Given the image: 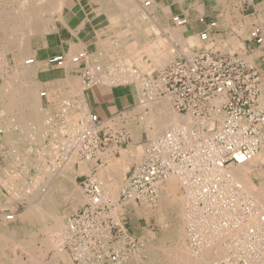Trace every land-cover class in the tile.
<instances>
[{
  "label": "built area",
  "instance_id": "obj_1",
  "mask_svg": "<svg viewBox=\"0 0 264 264\" xmlns=\"http://www.w3.org/2000/svg\"><path fill=\"white\" fill-rule=\"evenodd\" d=\"M150 3L143 4L148 7ZM171 22L179 27L186 19L174 16ZM198 22L203 24L204 18ZM208 30L199 34L201 42L209 41ZM248 43L264 46V26L252 28ZM87 56L80 51L68 59L80 75L82 91L103 84L94 75L101 72L100 67L88 64ZM66 60L59 54L49 57L46 64L63 69ZM124 84L133 85L138 105L166 100L175 113L199 122L191 128H170L147 140L140 162L128 172L116 201L105 194L94 174L83 176L80 183L86 201L66 218L62 234L63 249L72 263L124 264L132 258L142 245L116 216V208L156 205L159 187L174 177L183 193L184 228L193 255L218 242L226 253L213 264H264V215L259 220L256 203L241 194V187L227 174L230 166L246 163L264 147V91L256 69L241 53L222 56L196 51L143 77L139 87L132 81ZM88 117L78 118L77 131L65 134L67 140L60 145L55 164L65 161L64 151H68L79 163L101 165L104 151L117 153L128 144L129 133L114 126L113 120L103 125L93 115ZM229 233L233 238L227 237Z\"/></svg>",
  "mask_w": 264,
  "mask_h": 264
},
{
  "label": "crops",
  "instance_id": "obj_2",
  "mask_svg": "<svg viewBox=\"0 0 264 264\" xmlns=\"http://www.w3.org/2000/svg\"><path fill=\"white\" fill-rule=\"evenodd\" d=\"M145 1L146 0L65 1L63 4L64 6H62L63 10L60 12V29L56 31V36L54 37L59 40L55 55L62 54L66 56V54H69L72 51H83L84 49V51H86L89 55H96L102 48L101 43L111 38L110 35L112 34V32L110 25L136 23L137 21L132 20V12L127 7H129V5H133V7L136 6L137 8H140L143 7V3ZM151 1L153 2L150 3L147 9H150L152 15L157 17L160 22H163L164 25L168 26L170 24L174 29L177 28V31L181 35L180 40L182 41L186 39H195L196 37L199 40V34L204 32L206 29H209V41L201 42L199 40V42L203 44L202 46H205L207 44L215 45L216 41L222 43L226 40H242V38L238 36L237 31L244 29V31L249 34L252 28L256 26H264V0ZM117 6H119V8ZM231 8H234L235 13L229 11ZM125 14H127L128 16H126ZM174 16L186 19V24L179 27L174 26L171 22V18ZM201 17L204 18L203 24L198 22V19ZM210 23H214L215 26L209 28L208 24ZM185 45H187V43ZM193 47L196 48V46ZM67 48H71L72 51L71 49L69 50ZM195 48H192L191 50H195ZM247 48L249 49L248 55L252 56L255 61V66L253 67L259 73L261 79L264 80V46L256 47L249 44L248 46H246V49ZM33 72L36 85L39 87L41 92H44V96L40 99L39 103L41 112L39 114L38 120L33 121L36 123L24 122L27 120V116H25V114L16 115V113H12V115L6 111H4V120H6V127H9L11 125L13 133L24 136L27 131V133L33 135L34 138H29V142L24 140L23 143L17 142L11 145H9V143L0 141V183H16L21 192V188L26 183L30 182L29 177H31L32 175L37 177L36 175H34L36 173V170L33 167V161H30V154L32 155L34 153H38L39 155V153L44 151L43 149L49 150L51 152L52 146L57 145V143L60 141L58 140L59 138L57 137V135H54V132H56L57 134L58 132H61V129L59 127H61L63 122L65 121L64 113L60 112L58 109L61 101L63 102V99H66L72 104L70 110L68 111L69 116L71 114H78L79 112L76 103L78 104V101H80V99L77 95H75L73 90H70L68 85L73 81L75 82L74 77H78L77 73L74 70L67 73L65 69H53L45 65H40L39 67L33 69ZM72 93L74 96H72ZM82 102L87 107L88 114L93 115L101 121H115L124 118L136 108L137 94L135 93L134 87L132 85L122 83H118V85L98 84L82 92ZM9 122L10 125L8 124ZM16 122L17 126H15ZM0 128L2 130L4 129L1 125ZM41 145H43V147L39 148V146ZM49 156L51 157V155H48L47 158H49ZM43 161L41 160V162L39 163L40 168H45V166L49 168L51 166L50 161H46L47 163ZM133 166L135 165L132 164L129 166V171ZM95 171V168H91L89 174L95 173ZM12 172L14 173V175H12L13 177L10 174ZM44 175L41 176L40 174L37 179H39V181L40 179L41 181L51 180L50 185H53V187H55L57 190L61 188L62 190L59 189V191H55L54 195L55 199H57L58 201H62L63 199L57 197V195L61 197L64 196V192L62 191L63 188L65 190L67 189L66 184L68 181L58 175L54 176L53 179L50 175L45 177ZM83 176L85 175L77 176L75 180H80ZM24 205L25 204L23 202H16L11 206V204H5L2 200V197H0V213L2 212V210H7L10 206L14 211L13 222L7 223L6 225H3V228H0V264H29L30 260H33L32 264H35L34 257L36 256H38L36 264H50V262L52 264H68L66 263V259L62 260L64 257L57 255L58 253H56L55 250H53L54 252H49L51 251L49 247L50 243L52 242L42 241V243H40V239L48 240L52 237L51 232L49 233L50 228H47V225H45L44 227H46L45 229H47V231H45V229L43 228V223L41 224L40 222L30 221L26 214L28 205ZM41 228H43L45 232L41 231L43 230ZM134 228L137 229L136 227ZM135 229L133 230L134 232H136ZM35 233L36 235H34ZM44 234L48 235L45 236ZM6 237L8 240L6 239ZM24 239L25 242L23 244L22 241ZM33 240L34 242L29 244ZM11 242L14 243V246H18V242L19 245H21V247L18 246L20 247L19 253L21 255V258H16L14 260L11 259V257L13 256V254L9 252L11 250L10 247H12L13 244H11ZM45 242L46 244H44ZM28 244L30 245L31 249L29 250V253L33 252V258L32 253H28L30 255L28 257L26 255V252H28ZM32 244L35 245L33 246ZM47 244L49 245L47 246ZM36 247L43 249H41V252L40 250L36 251ZM62 247L63 246H61V249L64 250ZM21 250H23L25 254H21ZM2 252H4L5 256L2 255ZM41 256L43 259L41 258ZM51 257L52 260L54 259L53 261L51 260Z\"/></svg>",
  "mask_w": 264,
  "mask_h": 264
},
{
  "label": "bare ground",
  "instance_id": "obj_3",
  "mask_svg": "<svg viewBox=\"0 0 264 264\" xmlns=\"http://www.w3.org/2000/svg\"><path fill=\"white\" fill-rule=\"evenodd\" d=\"M151 2H153V1H151ZM52 3L54 4V6H60V8L62 6H64L63 5V0H24V4L22 6H26V8L23 11L22 10L17 11L18 13L17 12H15L14 14L12 13V15H10V16H9V14L7 16H2V15L0 16V49H2L1 51H3V53H5V51L6 52L9 51L10 53L12 52V55H13V53H15V56L17 57V62H18V65H19V68H18L17 71L14 72V69H13V71L11 72L13 74L11 76L8 75L9 77H7V79L4 82L2 81L4 84L2 86H0V96L2 97V95H4V97H6L5 100L7 102H5V103L3 102V103H4L5 109L7 110L8 113H10V114L16 113V115L25 114V116H27V120L24 121V122L36 123V122H33V121L34 120H38L39 114L41 112L39 103H40V99L43 97L42 95H44V93H42L39 90V87L36 85V83L34 81L33 69H35L36 67H39L40 65L47 66V64H46L47 62H45V61H35V59H34V58H36L35 54L30 51L29 43L27 41V36L24 33H27V31H34V32H40V31L43 32V31H45V29L47 28L48 24L51 22V20L49 19L50 15H49V18L47 16L48 14H50V12L48 14H46L49 11L47 7L51 8V6H53ZM106 5H107V3H106ZM22 6H21V8H22ZM117 7L119 8V6H117ZM17 8H19V7H17ZM127 8L135 15L138 12H139L138 15H141V14L145 15V13H146V11H145L146 8H145L144 4H143V7H140V8L138 7V9H136V6L133 7V5H129V7H127ZM129 10H128V12H129ZM136 10H137V12H136ZM6 11H8V10H6ZM59 13H60V11H59ZM10 14H11V12H10ZM125 15L128 16L127 14H125ZM125 15H124V18H125ZM130 19H131V17H130ZM146 31H148V30H146ZM144 33H145V31H144ZM170 34H173V32L172 33L170 32ZM115 38L118 39L117 36ZM126 38H128V42L125 43V41H123L121 43H122V45L125 48V52L127 50V54L129 56L127 55L126 58L121 60V65L119 66V68L117 66H114L113 68H111V67H109L111 65H109L108 63H104V68H105V70H104L97 63L93 64L94 62H93L92 58L93 59H99V56L101 55L100 52L101 53L103 52L102 48L99 50L100 52L97 53L96 55H92L91 56V55H89L87 53L88 54V56H87L88 64L93 65V66H99L100 69H101L100 73L94 74L95 75V79H101V80L111 79L110 83L113 82V81H117L119 83V82L123 81L124 79H126V81H129V80H132V78H133L135 82L139 81L138 83H136V85L139 87L142 84V80H143L142 76H143V74L145 75V73H150L153 70H160L161 67H163L165 64H167L169 61H171V59L173 57V55L171 54V51L168 50V45L170 44V41L169 42L168 41L165 42L164 40L163 41L162 40H158L157 38H155V39H157L156 41H155V39H153V41H151L149 39L150 36H149V38L148 37H146V38H143V37L136 38V37H134L132 35H129V36H126ZM173 38H174V36H173ZM175 38H177V37H175ZM169 40H170V38H169ZM192 40L189 39L188 41L192 42ZM111 47H112V45H111ZM169 48H171V47H169ZM67 49H69V48H67ZM71 51H72V49H71ZM72 52L74 53V51H72ZM78 52H80V50ZM26 55H28V57H30V59H32L34 61L33 64H27V60H29V59H26V58L23 59ZM171 55H172V57H171ZM103 56H105V55L103 54ZM69 58H70L69 54H66V59L67 60H66L65 65H64V69L66 68V64L70 65V63H68V59ZM3 59H4V57H3ZM21 59H22V61H21ZM118 60L120 61V59H118ZM1 62H3V61H1ZM4 62H5V60H4ZM103 62H104V60H103ZM117 63L120 64V62H117ZM113 65H115V63ZM105 71H108V73L104 74ZM27 78H29V80ZM135 78H136V80H135ZM26 79L29 81V83H28V81H26ZM79 80L80 81H79L78 84L76 83V81L75 82L73 81V82L68 84L70 90H73L75 95H77L78 98L80 99V101L77 100L78 104L76 103L77 108L79 109L78 114H74V115L71 114L69 116V112H68L69 110H66V108L71 107L72 104L69 101H67L66 99H63V100H65L63 102V104H62V101H61L62 109L60 108L61 110H59V111L64 113L65 121L63 122L64 124H62V126L59 127L61 129V132H58V134L56 132H54V135L56 134L57 137L59 138L58 140H60V141L57 143V145H59L57 148L52 146V151H51L52 152V160H55V157L58 155V149H60V147L62 146L63 141L66 140V139H64L65 134L67 136H70L71 134H73L74 131H77L76 129L78 128V125H76V124H77V120L79 118L78 116L80 115L81 119H85V118L88 119L89 118L88 117L89 114L87 112V107L82 102V92L83 91H82V86H81V79L79 78ZM106 83H108V82H106ZM65 84H66V82H65ZM167 103L169 104V102L166 101V100L154 99L153 101H150V102L146 101V103H144L143 105H139V106L137 105L136 106V109L138 108L137 111L141 114V116L137 120L136 119L132 120L131 119L132 117H131L130 120L129 119L127 120L128 122L126 124L127 129L129 131H131L132 136H133L132 137L133 140H132V142H131V144L129 146L130 149H132L134 147V144L138 141L141 131H145L150 138H154V137L158 136L159 134L163 133L164 131H166V130H168L170 128H175V127H178V126H185L187 128H191L193 125H195L196 123L199 122V121H197V119H193V118H190V117H187V116L186 117L177 116V113L175 114L169 109ZM0 104H1V102H0ZM66 106H68V107H66ZM63 107H65V109H63ZM117 121H119V120H117ZM110 124H113V123H110ZM204 125H206V123H204ZM114 126H117V125H114ZM119 128H121V127H119ZM2 132H3V130H2ZM27 134H29V133H27ZM20 136H22V135L19 134V137ZM26 139L27 138H25V140ZM136 144H138V143H136ZM9 145H11V144H9ZM39 148H42V147L39 146ZM263 149H264V147H262L261 150L257 154H255L252 158H250L246 163H244L242 165H237V166H230V168H229V170L227 172V174L229 175V178L231 179V181L233 183H235L236 185H238L239 187H241L240 193L241 194H245L250 200L252 199L256 203V206H257V208L259 209V212H260L259 220L261 218V215H264V180H263L264 179V171L262 170V166H263L262 163H263V160H264V150ZM27 150H28V148H27ZM107 151H111V150H106L102 154L104 159L107 157L106 160L108 162L111 161L109 163L106 162L108 166L105 165L106 166L105 167L106 170H105L104 173H105L107 178L104 177L105 179L104 180L102 179L103 180L102 182L99 181L98 179H97V181L100 183V185L102 184L101 187L105 191V194L109 198H111L112 196L109 195L110 193L108 191L112 192V191H115L116 189L118 190V188H117L118 185H117V182L114 183V181H113L114 184L112 182H106V179H109V180L111 179V181H112L116 176H118V173L120 172V171H118L119 168H123V167L126 168L128 163L130 162V160H132V157L130 155L128 157V159H126L127 154L125 153V154H122L119 159L112 160L111 158L109 159V156H108L109 154H107ZM64 152L67 155V159L65 161H61L60 165L55 164V161L50 162L51 166H53V167L55 166V168L52 170L51 173L48 172L49 175L52 177V179H53L54 176L58 175V176L63 177V179H66L68 181H72L73 178L71 176L73 174L75 175V174L87 173L89 168H94V167H92L93 165L95 167H101V166L104 165V164L103 165L101 164V165L97 166L94 163V161H91L88 164L80 163L79 167H77L75 169L73 166L71 167V164H72V161H74L75 159L77 161V157L75 155H73L72 153L68 154L67 153L68 151L67 152L64 151ZM44 153L46 154V152H44ZM39 154H41V153H39ZM103 157H102V160H103ZM16 158H18V157H16ZM48 159H50V158H48ZM41 160H42V158H41ZM77 163H79V162H77ZM36 164H39V162L38 163L36 162ZM76 165L78 166V164H76ZM41 168H43V167H41ZM39 169H40V167H39ZM255 170H256V172H255ZM99 171H100V169H99ZM258 171L259 172L262 171L263 173L259 174ZM122 172L124 173V171H122ZM44 173L45 172L43 170V171H40L39 174H41V176H42V175H44ZM95 173L97 174V170H96ZM95 173H94V177L96 176ZM11 176H12V174H11ZM121 176H123V175H121ZM97 177H95V178H97ZM10 180H11V178H10ZM22 181H23V179H22ZM50 181L51 180H43V181H41V179L39 181V179H35L34 181H32L30 189L28 187H26V188H28L27 190L30 191V197H31V202L28 204V207L26 209L27 210L26 214H27V217L30 219V221L40 222L41 224L42 223L45 224V222L47 220H52L54 224H53V227L50 228V230L52 229L51 231L54 232V233H58V232L60 233L61 229H62V225H63V216H62V214L59 211L60 204H59L58 200L55 199L54 193H55V191H59V189L60 190H62V189L59 188L57 190L55 187H53V185H50ZM176 181L179 182L176 178L170 177L165 182V185H163V186L161 185L159 187V200L157 201V204H158L157 205L158 206L157 209H159V211L161 210L160 211L161 214L166 208H171L172 205L175 204V202H174V198H175L174 194H175V190H176V188H175L176 187ZM10 184H11L12 188H10V189H7L8 187L7 188L5 187V188L7 189L8 192L9 191L12 192L11 197H15V196L17 197V195H15V193L18 194V191L16 190V188L14 186V185H16V183H10ZM21 190H23V189H21ZM27 192L26 193H24V191H22L21 193L19 192L20 193L19 198L23 199V198L27 197V195H26ZM62 192H64V196L63 197L65 199L72 198V196H73L72 191L70 192L67 189L65 190L63 188ZM115 192H112V193H115ZM114 197H115V195H114ZM182 197H180V198H182ZM83 198H84V201H86V198L85 197H83ZM113 200H115V199H113ZM3 208H4V205H3ZM7 210H9V211H7V212L6 211H2L0 213V228L1 227L3 228V225H6L7 223L13 222V220H14V212L11 211V210H13L12 207L10 206ZM8 214H10V215H8ZM15 214H16V212H15ZM179 214H181V213H179ZM181 215H183V214H181ZM17 216H19V215H17ZM61 216H62V218H61ZM180 217H182V216L179 215V218ZM182 222H184V221L182 220ZM44 226H43V228L45 229L46 227H44ZM48 227H50V226H48ZM43 228H41V229H43ZM64 228H65V225H64ZM44 229L41 230V231H43V232L47 231V229H45V231H44ZM179 229H180V231L175 232L173 237H171V239L173 240L172 248L170 250L167 248L168 250L165 251V253H163V254H166L167 257L168 256L171 257L173 255V257H172L173 259L169 260L173 264H213V263L217 262L218 259H220L221 257H223L225 255L226 252H225L224 247L222 246V244H220L218 242H214L213 244H209L210 247L209 248H205L203 251H199L197 256L193 255L190 252V249L187 248L189 246L188 245L186 246V244H185L184 240L186 238L185 237L186 234H185L184 230H182L181 228H179ZM50 230H49V233H50ZM63 232H62V234H63ZM34 235H36V233ZM46 235H48V234H46ZM230 236L231 235L229 233L227 235V237H230ZM58 237L59 238L61 237L60 239L62 241V235L61 236L59 235ZM151 237H153V236H151ZM231 238H233V236L230 237L229 239H231ZM6 239H7V237H6ZM40 240H41V242L42 241L43 242L46 241L45 239L44 240L40 239ZM48 240H49V242H51L50 239H48ZM58 240L57 241L55 240V241L58 242ZM22 242L24 244L25 239ZM33 242H34V240L32 242H30L29 244H31ZM12 243L13 242H11V244ZM59 243H60V241H59ZM23 244H22V246H23ZM29 244H28V250L26 249L28 251V252H26L27 255L29 253V250H31ZM44 244H46V242ZM48 245L49 244H47V246ZM18 246L21 247V245H19V242H18ZM12 247H15L14 243L12 244ZM12 247H10V248L12 249ZM52 248H55V247H52V244L50 243L49 249H52ZM17 250H19V249L17 248ZM58 250H55V252L58 253L57 255L65 257V255L67 253L65 252V250L60 249L59 245H58ZM32 251H34V250H32ZM4 252H2L3 253L2 255H4ZM11 253H12V251H11ZM31 253H32V258H33V252H30L29 254H31ZM45 254H46V252H45ZM13 256H16V255L14 254ZM28 256H30V255H28ZM43 256H44V254H43ZM66 256H68V258H69L68 254ZM52 257H51V260H52ZM34 258H35L34 262L36 264L37 263L36 261L38 260L37 259L38 256H36ZM41 258H42V256H41ZM14 259H16V257H13V260ZM49 260H48V262H49ZM62 260H64V258ZM130 260L131 259L126 261L124 264H126ZM164 260H166V259H164ZM30 261H29V264H32L33 260H30ZM66 261H70V263L73 264L70 258H69V260L66 259ZM150 262H152V261H150ZM63 263H65V262H63ZM66 263L70 264L69 262H66ZM254 263H255V261H251V264H254ZM39 264H43V263H39ZM50 264H52V263L50 262Z\"/></svg>",
  "mask_w": 264,
  "mask_h": 264
},
{
  "label": "rangeland",
  "instance_id": "obj_4",
  "mask_svg": "<svg viewBox=\"0 0 264 264\" xmlns=\"http://www.w3.org/2000/svg\"><path fill=\"white\" fill-rule=\"evenodd\" d=\"M65 1H67V0H63V4H64ZM23 4H24V0H0V10L1 9L3 10V11L2 10L0 11V13H1L0 16L1 15L2 16H7L8 14L10 16V15H12V13L14 14L17 11H20V10L23 11L26 8V6H22ZM21 6H22V8H21ZM17 7H19V8H17ZM47 8H48L49 11L46 14H48L50 12V14H48L47 16L49 18V15H50L49 19L51 20V22L48 24V26L45 29V31H43V32H41V31L40 32L27 31V33H24L27 36V41L29 43L30 51L35 54V57L37 56L36 58H34L35 61H45L46 62V60L49 57L55 55L56 49L58 47L57 44L59 43V40H57L54 37L56 36V31H58L60 29V25H59L60 22L59 21H60L61 18L59 17L60 16L59 11L61 12L63 10V8L62 7L60 8V6H54V4H53V6H51V8L50 7H47ZM145 8H146L145 9V11H146L145 15H142V14L138 15L139 12L136 15L132 13V15H133L132 20L133 21H137L136 23H132V24L125 23V24L110 25L111 32H112V34L110 35L111 38H109L107 41L102 42L103 44L101 43V47H102L103 52L101 53L99 51L100 54H101L99 56V59H93L92 58V60L94 62L93 64L97 63L104 70H105L104 63H108L109 65H111V66H109L111 68H113L114 66H117L119 68V66L121 65V60L126 58L127 55H128L127 54V50L125 52V48H124V46L122 45L121 42H123V41H125V43L128 42V38H126V36L132 35V36H134L136 38H140V37H143V38L148 37L149 38V36H150L149 39L151 41H153V39H155V38H157L158 40H162V41L164 40L165 42L166 41H168V42L170 41V44L168 45V50L171 51V54L173 55V57L171 55V57H172L171 61H169L167 64H165L163 67H161L160 70H153L150 73H145V75L143 74L142 77H150L152 75H155L158 72L162 71L164 68H166L168 65H170L173 61L181 58L184 55H189V54L191 55V54L195 53L194 51H210V52H214V53H218L219 52L217 55H222V56H228V55H233V54H236V53H241V55L246 59V61L248 62L249 65L255 66L254 58L252 56H249L248 55L249 53L245 52L246 46L249 45V43H248L249 34H247L244 31V29L237 31L238 36L241 37L242 40L241 39L230 40V41L226 40L225 42H222V43L216 41L215 45L207 44L205 46H202L203 44H201L199 42V40L197 39V37H196L193 40L191 39L192 42H189L188 40H186L188 42L187 43L185 40H183V41L180 40L181 39V35L177 31V28L174 29L173 26L170 25V24L168 26L164 25L163 22H160L157 17L152 15V13L150 12V9H147V7H145ZM136 9H138V8L136 7ZM6 10H8V11H6ZM229 11L235 13L234 12V8H231ZM10 12H11V14H10ZM136 12H137V10H136ZM146 30H148L149 32L146 31ZM144 31H145L146 34L144 33ZM170 32L171 33L173 32V34H170ZM116 36H117L118 39L115 38ZM173 36H174V38H173ZM175 37H177V38H175ZM169 38H170V40H169ZM157 39H155V41ZM186 43H187V45H185ZM111 45H112V47H111ZM193 46H196V48L193 47ZM169 47H171V48H169ZM192 48H195V50H191ZM1 50L2 49H0V53H1L0 54V70H1L0 71V74H1L0 75V78H1L0 86H2L4 84L3 82L7 79V77H9V76H11L13 74V73H11L13 71V69H14V72H15L19 68V65H18V62H17V57L15 56V53H13V55H12V52L10 53L9 51L8 52L5 51V53H3V51H1ZM78 51L79 50H76V51H74V53L70 52L69 56H72V55L78 53ZM103 54L104 55L106 54V55L103 56ZM3 57H4V59H3ZM25 58L26 59H30V57H28V55H26L23 59H25ZM118 59H120V61ZM4 60H5L6 63L4 62ZM103 60H104V62H103ZM1 61H3V62H1ZM21 61H22V59H21ZM117 62H120V64L117 63ZM114 63H115V65H113ZM65 70H66L67 73L70 72V71H73V70L75 72L77 71V70H75L73 68V66L67 65V64H66ZM105 72H104V74L108 73V71H105ZM77 76L78 77H74V79H75L76 83L78 84L79 81H80L79 80L80 75L77 74ZM27 79L29 80V78H27ZM27 79H26V81H28ZM104 80H101L100 83H103L105 85L118 84L117 81H113V82L110 83L111 79H108V80L104 79ZM124 80L119 82V83L124 84L126 82H131L132 81V82H134V84H136V83L139 82V81L135 82L133 78H132V80H129V81H126V79H124ZM135 80H136V78H135ZM106 82H108V83H106ZM28 83H29V81H28ZM263 84H264V80H262V85ZM262 89H264V85H263ZM42 93H44V92H42ZM72 96H74L73 93H72ZM2 97L0 96V102H1L0 107L2 108V109L0 108V113H1L0 114V123H1L0 125L3 126V128H4L3 130H5V131L2 133V135H0V141H3L5 143H9V144H14V143H17V142H22L23 143L25 138H27L28 140H29L30 137L34 138L33 135H29L27 133H25L26 135L19 137V134L12 132V128H11L10 122L8 123L10 126L6 127V125H5L6 120H4V115H5L4 111L7 112V110L4 107V103L7 102V101L5 100L6 97H4V95H2ZM159 100H162V99H159ZM63 102H62V104H63ZM62 104L61 103L59 104V106H58L59 110L62 109V107H61ZM168 107L173 113H175L171 109L169 104H168ZM66 110H70V108H66ZM137 110H138V108L137 109L135 108L131 113L126 115L121 120H119V121L115 120L114 124L117 125L118 128L122 127V128H125V130H126L127 129L126 124L128 122L127 121L128 119L130 120V118L132 117L131 118L132 120H135V119L137 120L141 116V114ZM177 116L185 117V116H181V115H178V114H177ZM78 117L80 118L81 116L79 115ZM102 122L104 124V122H106V121H102ZM107 122H108L109 125H111L110 123H113V122H109V121H107ZM11 124H13V123H11ZM15 126H17V122H16ZM127 132L130 135V139H129L130 142H128V144L124 145L121 149H119L117 151V153H114L113 151H107V154H109L108 155L109 159L111 158L112 160L119 159L121 157V155L125 154V153L127 154L126 159H128V157L130 155L132 157V160H130V162L128 163L126 168H124V167L123 168H119L118 167L119 168L118 171H120L118 173V176H116L112 181H111V179L110 180L106 179V182H112V183H113V181H114V183L117 182L118 190L116 189L115 190L116 192L112 191V192H115V193H112V192L108 191L110 193L109 195L112 196V197L110 196L111 197L110 199L111 200L115 199L114 201H116L118 199V197H119L120 191H121L122 186H123L124 181H125V178H126L128 172H129V166L131 164L137 165L138 162H140L141 157H142V153H143V149H144V144L146 143L147 140L152 139V138H150L147 135V133L145 131H141L140 135H139V139L136 142L138 144L135 143L136 145L134 144V147L132 149H130L129 146H130V144H131V142L133 140V138H132L133 136H132L131 131L128 130ZM27 139H26V141L28 142ZM58 146L59 145H56L54 147L57 148ZM40 147H43V145H41ZM43 150L44 151L41 152V155L39 154L41 157L38 154H36V153H34L32 155L30 154V157H31L30 161L31 162L33 161V166H34V168L36 170L35 174H36L37 177L40 176L39 172L43 171V170L45 172L44 174H47V175H44V177L45 176H49V173H51L52 170L55 168V166L54 167L50 166L49 168L45 167V169H44V167H43V168H40L41 170L39 169V164H36V162L40 163L41 162V158H42V161L43 160L45 161V163H47L46 161H50V162L54 161V160H52V152H50L49 150H46V149H43ZM44 152H46V154ZM48 155H51V157L49 156L50 159L47 158ZM106 158L104 159V157H103V160H102L103 161L102 165L104 164L103 166H101V167H95L94 165L92 166V167L95 168V170H97V174L95 173L96 174L95 177H97V176L98 177L96 179H98L101 182L105 179L104 177H106V175L104 173L105 170H106L105 167L108 166L107 163H106V162H108L106 160ZM75 161H76V159L74 161H72L71 167L73 166L76 169L77 167H79L80 163H77L78 161H76V162ZM109 162H111V161H109ZM76 164H78V166ZM262 164H263L262 170L264 171V160H263ZM98 168L100 169V171H99ZM90 169L91 168L88 169L87 173H81V174H75V175L73 174L71 176L73 178V180H72L73 182L67 180L68 182L66 184V186H67L66 188H67L68 191H70V192L72 191V193H73L72 198L65 199L64 197H61V196L57 195V197H60V198L63 199V200L61 199L62 201H58L61 204L59 211H60V213L63 216V225H62V229L63 230L61 229L60 233L59 232L58 233H54V232L51 231L52 229L50 230V232L52 234V237L50 238V241L52 242L51 243L52 247H55V248H52L51 251H49V252H54L53 250H58V245H59V248L61 249V246H63V245L61 244L62 243V241L60 239L61 237L59 238L58 236L59 235L61 236L62 232L64 231V225H65V221H66L65 218H67L69 215H71L74 212H76L85 203L84 198H83L84 197V191H83V188H82L81 183H80L82 181L83 177L80 180H75V178L77 176H80V175H85V174L89 175ZM121 170L124 171V173ZM259 171H258L259 174L263 173L262 171L261 172H259ZM255 172H256V170H255ZM11 174L13 175L14 173L12 172ZM90 174H94V173H90ZM121 175H123V176H121ZM37 177H35L33 175L31 177H29V180L31 179L30 183H26L21 188V189H23L22 191H24V193H26L28 191L27 190L28 188L30 189L32 181L37 179ZM14 186H15L16 190L18 191V194L15 193V195H17L18 198L16 196L15 197H11L12 192H10V191L8 192L7 191V189L12 188L10 183H0V197H2V200L4 201L5 204H9V205L11 204V206H12L16 202H23L25 204L24 206H27L31 202L30 191L27 192V194H26L27 197L21 199V198H19V195H20L19 192H21V191H19L20 188L18 187L17 184L14 185ZM5 187L6 188L8 187V188L6 189ZM26 187H28V188H26ZM175 188H176L175 194H174V197H175L174 198V202H175V204L172 205L171 208H166L162 212V214L160 212L161 210L159 211V209H157V207H158L157 203H156V205H154L152 207L127 206V207H124L123 209L116 208V210H115L116 216L119 219H121V221L123 220V222H126V226H128L131 229V231H132V235L134 237L138 238L140 240V242H141V245H142V247L138 250L139 252L138 251L136 252V254L138 256L135 254V256L130 258L131 260L129 262H127L126 264H173L172 262L169 261L170 259H173L172 258L173 255L171 257H169V256L167 257L166 254H163V253H165V251H167L168 249L170 250L172 248L173 240L171 239V237H173L175 232L180 231L179 228H181L185 232V228H184V225H183L184 222H182L183 215H181V214H183V212H182L183 211L182 210L183 209V207H182L183 206V204H182L183 201H182V198H180V197L183 196V193H182V189L180 188V185H179V183L177 181H176V187ZM114 195H115V197H114ZM71 207L72 208L74 207V208L72 209ZM2 211H9V210H2ZM11 211H13V210H11ZM179 213H181V214H179ZM8 215H10V214H8ZM179 215L182 216V217L179 218ZM62 216H61V218H62ZM53 224L54 223H53L52 220H47L45 222V224H43V226L47 225V227L50 226L48 228H52ZM134 227H136L138 230L135 229ZM134 229L136 230V232L133 231ZM151 236H153V237H151ZM185 237L186 238H185L184 241H185V244L187 246L188 245V240H187V236H185ZM55 240L56 241L58 240V244H57V242ZM46 241H49V240H46ZM59 241H60V243H59ZM17 248L19 250H17ZM187 248H189V247H187ZM41 249L40 248H36L35 250L36 251H38V250L41 251ZM11 251H12L13 255L14 254L16 255V256H12L11 259H13V257H16V258L20 257L21 258V255L19 253L20 252V248L18 246L15 245V247H12ZM11 251H9V252H11ZM22 251L23 250H21V254L24 252V251L23 252ZM28 255H27V257H28ZM66 255H65L64 259L69 260L68 256H66ZM195 256H197V255H195ZM164 259H166V260H164ZM150 261H152V262H150ZM66 262L70 263V261H66Z\"/></svg>",
  "mask_w": 264,
  "mask_h": 264
}]
</instances>
